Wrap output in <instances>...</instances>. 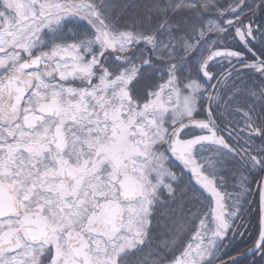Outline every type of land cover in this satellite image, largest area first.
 Returning a JSON list of instances; mask_svg holds the SVG:
<instances>
[{
  "label": "snow or ice",
  "instance_id": "6c2138e0",
  "mask_svg": "<svg viewBox=\"0 0 264 264\" xmlns=\"http://www.w3.org/2000/svg\"><path fill=\"white\" fill-rule=\"evenodd\" d=\"M0 264H264V0H0Z\"/></svg>",
  "mask_w": 264,
  "mask_h": 264
},
{
  "label": "trees",
  "instance_id": "16d2710c",
  "mask_svg": "<svg viewBox=\"0 0 264 264\" xmlns=\"http://www.w3.org/2000/svg\"><path fill=\"white\" fill-rule=\"evenodd\" d=\"M247 240H248V237H245V238H244V245H243V246H246V244H247Z\"/></svg>",
  "mask_w": 264,
  "mask_h": 264
}]
</instances>
